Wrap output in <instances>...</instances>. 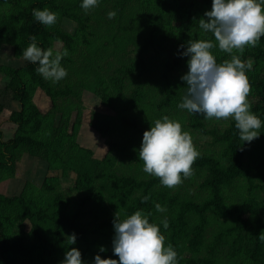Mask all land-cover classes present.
Here are the masks:
<instances>
[{
    "label": "trees",
    "instance_id": "obj_1",
    "mask_svg": "<svg viewBox=\"0 0 264 264\" xmlns=\"http://www.w3.org/2000/svg\"><path fill=\"white\" fill-rule=\"evenodd\" d=\"M211 3L212 0H100L98 7L105 8L94 7L87 13L81 0H0V50L2 45L11 46L13 58L20 59L30 35L35 34L42 47L60 45L59 49L67 48L69 53L61 61L68 74L55 83L36 71L38 62L0 65L5 77L0 87V113L9 101L18 104L7 118L15 126L12 136L5 139L0 126V181L11 176L23 151L48 164V173L40 185L25 181L19 193H0V264H60L70 247H78L89 264L101 246L106 249L100 252L102 257L118 259L112 250L115 213L125 216L137 209H143L151 222L160 224L165 244L175 247L179 264H264V175L260 174L256 181L252 177L244 159L248 141L241 140L234 119L219 130L207 126L199 113L190 112L191 125L209 135L211 144L221 147L219 157L200 153L195 159L193 171H203L196 195L189 194L185 186L172 190L158 176L140 174L141 169L139 174L133 172L128 161L122 165L129 171L118 174L116 160L111 156L116 141H108L109 147L100 158L77 141L84 90L114 111L119 120L116 125L113 115L91 111L87 123L101 136L130 129L143 134L136 121L124 113L135 109L147 92L142 76L148 70L150 47L159 58L153 65L157 74L154 81L157 85L164 81L163 98L156 108L177 106L187 84L181 79L173 85L167 78L168 71L181 65L183 56L178 52L183 49L178 45H185L187 31L191 37L215 39L198 23ZM36 7L56 11V23L46 26L36 20L32 13ZM111 9L117 15L109 18ZM63 21L73 22V31L61 27ZM94 22L108 24V30L96 33ZM82 49L88 55H78ZM212 51L218 62L232 55H240L245 62L251 60L252 67L246 70L251 85L248 99H253L252 111L264 120V36L242 53L238 49L228 53L218 46ZM164 52L167 56L160 58ZM35 89L50 98V108L45 112L32 100ZM259 131V138H264V126ZM254 141L260 144L257 138ZM131 159L143 163L139 155ZM70 173L75 174L72 189L81 194L72 206L71 197L59 186L61 174L67 177ZM239 178L243 180L235 189ZM226 188L233 191L230 200ZM145 195L148 200L142 199ZM89 202L92 209L87 208ZM157 203L166 206V211H159ZM103 209L113 213L102 218ZM87 216L100 219L90 223V219L84 220ZM164 217L169 221L167 228L162 224ZM25 221L30 224L28 232L17 234ZM73 233L74 244L69 243ZM17 257H21L19 262Z\"/></svg>",
    "mask_w": 264,
    "mask_h": 264
},
{
    "label": "clouds",
    "instance_id": "obj_2",
    "mask_svg": "<svg viewBox=\"0 0 264 264\" xmlns=\"http://www.w3.org/2000/svg\"><path fill=\"white\" fill-rule=\"evenodd\" d=\"M99 2L81 0V7L87 11L98 6ZM32 13L46 26L55 24L58 17V13L49 7L33 8ZM107 15L115 17L117 11L111 9ZM204 17L199 19V26L212 33L215 39H190L186 47L178 45L183 49L178 54L188 57V70L181 76L187 87L178 107L209 118L232 117L241 140L250 142L261 134L259 129L264 126V120L252 111L248 99L251 85L246 70L252 67V62H245L240 55L218 62L212 49L218 46L228 53L236 49L242 53L246 46H256L264 36V0H212ZM68 54L67 48L42 47L35 34L30 35V43L23 49L25 59L38 62L36 71L53 82L67 76L68 70L61 61ZM199 155L190 131L167 114L156 118L143 131L139 146L143 169L158 176L166 186H175L190 175ZM142 199L148 200L149 197L145 195ZM156 208L166 211V206L159 203ZM162 224L168 227L167 217L162 219ZM113 226L112 250L118 259L102 257L100 252L106 249L101 246L91 264H179L175 247L171 243L165 244L166 237L160 224L151 222L143 209L124 217L116 212ZM69 237V243L74 244L75 233ZM60 264L89 262L82 258L78 247H70Z\"/></svg>",
    "mask_w": 264,
    "mask_h": 264
},
{
    "label": "rangeland",
    "instance_id": "obj_3",
    "mask_svg": "<svg viewBox=\"0 0 264 264\" xmlns=\"http://www.w3.org/2000/svg\"><path fill=\"white\" fill-rule=\"evenodd\" d=\"M101 4V3H100ZM99 4V5H100ZM105 7H98L96 6L95 10H102ZM3 9V8H2ZM87 13H90V10L86 11ZM100 20V19H99ZM61 27H64L68 31H73L75 24L73 22L63 21L60 23ZM108 24L106 23H99L94 22L93 23V29H95L96 33L98 32H106L108 30L107 28ZM186 36V42L185 47L187 46V42L190 39H199L197 35L194 37L190 36L189 31H187ZM60 45H56L54 49H59ZM99 54H104L103 51H101ZM78 55L85 56L88 55L87 52H85L83 49L79 51ZM134 56V53L132 54V57ZM148 60V70L145 71L144 75L142 76L143 86L147 88V92L145 93V96L143 97V100L141 103L133 110H128L124 114L127 116L128 119H134L138 125V128L145 130L150 126V123L153 122L156 118L161 117L163 114L169 115L173 119H177L182 123V126L185 130L190 131L193 142L196 145V147L199 150V153H210L214 154L217 157H219V151L220 146L219 144H211V137L209 135H204L201 133L197 128L191 125L192 117L191 113L186 109H180L177 106H170L166 108V110L157 109V105L159 104V100L163 98V93L161 92V87L163 86L160 83L157 85V83L154 81L157 74L154 71L153 65L157 63L159 60L158 57H156L151 50L147 52ZM167 56V53H162L160 55V58ZM187 56H183L181 59V65L176 70H170L168 71L167 78L172 82L173 85L178 84V82L181 80V76L188 70L187 65ZM15 61L17 64H23L24 61L25 64H28L27 59L23 56L20 59H14L12 55V47L3 45L0 50V65L2 63H11ZM29 61V60H28ZM82 65V64H79ZM161 68V67H160ZM153 69V70H152ZM163 70V68H162ZM77 73V72H76ZM51 83L53 82L51 79H49ZM5 82V77L2 76L0 73V87L2 88L3 84ZM145 84V85H144ZM62 85V84H61ZM185 90L180 92V97L184 95ZM0 100H3V98L0 96ZM32 100L34 103L40 108L42 111H47L50 108V98L43 92L41 89H35L33 93ZM9 101V100H8ZM181 101V100H180ZM250 102H253L252 98H249ZM6 107L3 109V111L0 113V126L2 131H4V138L6 139L9 135L12 136L14 133L15 126L10 124L7 121L8 115H10L11 109L18 108V104L14 101H9L6 105ZM82 114V124L81 128L79 130L77 141L83 145L90 147L94 151L95 157H102L104 153H106L108 146V141H116L117 146L114 147L113 151L111 152V156L116 160L114 162L116 167V172L118 174L125 173L128 170L127 166H123L126 161L130 162L131 166L133 167V172H136L139 174V169H141L143 173L149 174L144 171L143 169V163L138 164L135 160L131 159V157H135L139 155V146L142 141V134L139 133L138 130L130 129L124 132H118L114 130L109 136H101L95 129H92L87 123L89 120V113L91 111H99L101 113H104L105 115H113V122L117 125L119 120L111 109L105 107L101 104L100 100L93 95L91 92L84 90L82 92L81 97V103H80ZM201 120L209 127L214 126L217 127L219 130L223 129L225 126L228 125V123L233 120L232 117L228 118H216V117H205L202 114ZM58 116V115H57ZM10 136V137H11ZM257 139L260 141V144H256L254 139L250 142H247L245 145L247 146V151L245 154V161L250 166V173L254 180L256 181L257 177L260 174L264 175V138ZM256 151V155H254V152ZM22 154L16 159V164L14 168V172L11 174V176H8L0 181V193L6 196H12L16 193H19L20 190L23 187V183L25 181H29L32 185H40L43 177L48 173V164L45 160H41L38 157H33L27 154V152L23 151ZM53 174L55 172H52ZM60 175V174H59ZM203 177V171L198 174L196 171H193L190 175L183 177V180L181 183L176 184L175 186H172V190H174L177 187H183L187 188L188 193L192 195H196V193L199 192L198 184L201 182ZM75 179V174L70 173L69 176L64 177L61 174L59 184L61 189H65L67 191V195L71 197V206L74 204L72 203L77 196L81 195L77 193L73 188ZM242 178L236 179L234 188L239 189L240 188V182L242 181ZM182 185V186H181ZM225 191L229 195V199L232 197L233 191L229 188H226ZM108 194L105 193V198L103 205L105 203V206L107 204ZM199 198L197 197V200ZM101 205V203L99 202ZM95 206V204H94ZM92 202H89L87 205L88 209H92ZM99 207V205H98ZM106 209H103L100 213H105ZM112 211L107 212L105 214H102V218H104V215L110 214ZM113 213V212H112ZM120 214V213H119ZM121 217H124L120 214ZM90 219V223H96L100 218L98 216L94 218L93 220L90 217H85L84 220ZM29 222L25 221L24 224L17 229V234H26L28 232L29 228ZM114 236V228L112 237ZM21 257H17V262Z\"/></svg>",
    "mask_w": 264,
    "mask_h": 264
},
{
    "label": "crops",
    "instance_id": "obj_4",
    "mask_svg": "<svg viewBox=\"0 0 264 264\" xmlns=\"http://www.w3.org/2000/svg\"><path fill=\"white\" fill-rule=\"evenodd\" d=\"M3 46V45H2ZM42 111V110H41ZM43 112H45V111H43Z\"/></svg>",
    "mask_w": 264,
    "mask_h": 264
}]
</instances>
